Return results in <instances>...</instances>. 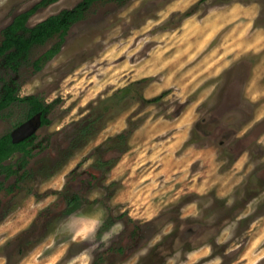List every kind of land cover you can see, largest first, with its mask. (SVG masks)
<instances>
[{"label": "rangeland", "instance_id": "rangeland-1", "mask_svg": "<svg viewBox=\"0 0 264 264\" xmlns=\"http://www.w3.org/2000/svg\"><path fill=\"white\" fill-rule=\"evenodd\" d=\"M42 1L0 0V44ZM82 1L40 7L28 27ZM61 41L34 46L17 70L0 57V98L13 85L51 105L28 174H0V264H68L85 249L90 264H264V0H103ZM28 109L1 111L0 138ZM95 113L105 128L68 158ZM62 193L80 198L67 208ZM69 217L102 226L74 239Z\"/></svg>", "mask_w": 264, "mask_h": 264}, {"label": "trees", "instance_id": "trees-1", "mask_svg": "<svg viewBox=\"0 0 264 264\" xmlns=\"http://www.w3.org/2000/svg\"><path fill=\"white\" fill-rule=\"evenodd\" d=\"M59 0H43L33 9L18 14L14 21L8 26L7 29L4 30V40L0 44V57L4 56L7 58L8 65L12 66L15 70L18 69V66L21 63V60L26 59L31 49L36 45H44L51 39L56 36H59L63 41L66 35L69 33L70 29L77 22L86 18L87 11L97 2L103 0H83L73 9H66L61 13L51 16L48 19L42 21L38 25L33 28L28 27L27 23L30 17L36 12V10L40 7L48 6L53 3L58 2ZM119 6H126L131 0H113ZM204 1V0H202ZM194 13V9H190L185 15L186 17L192 16ZM61 41V42H62ZM61 48V44L59 43L57 46L48 50L41 59H39L36 64L39 66L40 61H49L51 60ZM142 84V82H137L134 85L124 89V93H130L133 91L134 87H138ZM138 85V86H137ZM16 89H12L10 86L6 87V94L0 98V113L1 110L4 109L10 102L15 99H20L21 102L27 103L29 106L28 115L34 114H48L51 105H46L40 98L37 96H27L24 98H19L14 93ZM166 94V93H164ZM163 94V95H164ZM140 97L144 98L141 93H139ZM115 96V95H114ZM163 96L155 97L151 100L145 99L147 102H156L161 100ZM114 100V98L112 99ZM111 107L108 105L107 107ZM93 116V115H92ZM45 121V119H44ZM105 117L103 115H99L95 113L94 117L88 118V122L86 124L80 125L76 131L69 137V146L66 150L69 149L68 158L74 156L75 150L82 149L85 147L94 137H96L104 128H105ZM116 137L128 139L130 137L129 131H124L118 134ZM112 139H115L112 137ZM81 142V145H79ZM32 145L28 140L21 142L19 144H15L12 142L9 135L3 136L0 138V174L6 173L7 178H10L14 175L17 178H23L24 174H28V170L25 173L21 174V171L29 165L31 157H33L32 151L30 148ZM23 152V155L17 160L16 163H12L9 165L3 164L4 160L11 157L15 151ZM75 151V152H74ZM65 163V162H64ZM64 194V199L67 204V208L76 204L79 200V195H67ZM36 228H32L30 230L22 233L23 236L35 237L37 234ZM38 243V242H36ZM35 243V244H36ZM24 245H19L17 247L16 254H23ZM12 256V254H11ZM14 256V255H13ZM101 262V260H100ZM98 263V262H97ZM7 264H11L10 258Z\"/></svg>", "mask_w": 264, "mask_h": 264}, {"label": "clouds", "instance_id": "clouds-1", "mask_svg": "<svg viewBox=\"0 0 264 264\" xmlns=\"http://www.w3.org/2000/svg\"><path fill=\"white\" fill-rule=\"evenodd\" d=\"M79 219L81 218H76V220H79ZM69 221H70L68 223L69 228L70 229L75 228L74 235H73L74 239L80 238L83 240H88L89 237L94 238L99 227L102 226V220L98 218H91L89 223L79 224L78 226L76 225V221L72 217H69ZM116 227H120V226L114 225L112 230L114 231ZM109 237H110V233H104L101 237V242L107 241ZM82 257L87 258L90 264L92 257L89 254V249L83 250L78 257H74L71 260H69L68 264H77V261L80 260ZM169 264H171V261H169Z\"/></svg>", "mask_w": 264, "mask_h": 264}, {"label": "flooded vegetation", "instance_id": "flooded-vegetation-1", "mask_svg": "<svg viewBox=\"0 0 264 264\" xmlns=\"http://www.w3.org/2000/svg\"><path fill=\"white\" fill-rule=\"evenodd\" d=\"M27 25H28V23H27ZM3 40H4V38H3ZM2 40V41H3ZM8 86H10L12 89H16L17 90V88L15 87V86H13V85H8ZM15 95H16V92L14 93ZM19 98H24V97H20V96H18ZM45 103V102H44ZM17 104H26V105H28L27 103H24V102H21V100L20 99H15V100H13L12 102H10L4 109H2V110H6V109H8V108H11V107H13L14 105H17ZM46 105H48L47 103H45ZM29 107V106H28ZM1 110V111H2ZM29 110V109H28ZM29 112V111H28ZM35 116H40L39 118H40V126H39V128H38V130L36 131V133L33 135V136H31L30 138H28V139H26V140H28L29 142H31L32 144H34L35 143V139H36V137H37V133H38V131L42 128V127H44V125H45V121H44V119H46V117H47V114L46 115H43V114H41V113H39V114H34V115H28V118L24 121V122H22L21 124H19L10 134H8L9 136H10V138H11V140H12V142L13 143H15L14 141H13V136H12V134H13V132L18 128V127H20L22 124H24V123H26V122H28L30 119H32L33 117H35ZM26 140H24V141H26ZM24 141H21V142H24ZM21 142H18V143H15V144H19V143H21ZM35 147V146H34ZM34 147H32V145H31V147L30 148H32L33 150H34ZM32 153H33V151H32ZM16 154H20V157L23 155V152H21V151H19V150H17V151H15L13 154H12V156L11 157H9V158H7V159H5L4 160V162H3V164H5V162L7 161V160H9L10 158H12L14 155H16ZM17 162V161H16ZM15 162V163H16ZM5 165H9V164H5ZM6 177H7V174L5 175Z\"/></svg>", "mask_w": 264, "mask_h": 264}, {"label": "water", "instance_id": "water-1", "mask_svg": "<svg viewBox=\"0 0 264 264\" xmlns=\"http://www.w3.org/2000/svg\"><path fill=\"white\" fill-rule=\"evenodd\" d=\"M40 116H35L28 122L18 127L12 134L15 143L24 141L33 136L40 126Z\"/></svg>", "mask_w": 264, "mask_h": 264}]
</instances>
